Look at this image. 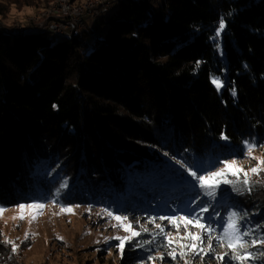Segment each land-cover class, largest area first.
Listing matches in <instances>:
<instances>
[{"label": "trees", "instance_id": "trees-1", "mask_svg": "<svg viewBox=\"0 0 264 264\" xmlns=\"http://www.w3.org/2000/svg\"><path fill=\"white\" fill-rule=\"evenodd\" d=\"M150 1L110 0L93 29L58 42L31 22L21 36L0 31V208L115 210L128 196L158 216L165 203L174 215L208 204V217L228 205L221 216L247 213L242 223L257 229L249 238L264 237V188L222 185L215 200L197 196L178 163L202 174L242 158L245 141L264 145V0ZM50 3L0 0V21L12 8ZM221 17L226 27L213 40ZM140 241L130 243L136 260L165 249L158 236Z\"/></svg>", "mask_w": 264, "mask_h": 264}, {"label": "rangeland", "instance_id": "rangeland-1", "mask_svg": "<svg viewBox=\"0 0 264 264\" xmlns=\"http://www.w3.org/2000/svg\"><path fill=\"white\" fill-rule=\"evenodd\" d=\"M150 2L155 3L156 0H151ZM115 7L116 4L111 3L106 14L113 12ZM39 11L41 10H33L31 8H24L18 11L12 8L8 18L4 21L7 25H4L8 26L10 32L13 25L9 24H17V22L18 24L23 23V28H27L25 27L26 22H31L37 27V21L34 19H36ZM90 27L93 29L95 23H91ZM29 32L31 31H27V34ZM33 32H37V30ZM49 37L52 41L58 42L69 38L70 34L50 33ZM88 39L91 40L92 36ZM251 156L257 159H249L246 152L242 158L236 159L241 162L239 166L244 169L256 166L257 160L264 158V145L254 148ZM165 160L168 164L182 169L180 165L170 159L165 158ZM220 167L222 165L219 163L210 171ZM204 172L206 171L204 170ZM190 178L192 179L191 176ZM249 178L255 187L264 188V172L259 175L249 173ZM192 181L196 182L193 179ZM125 201L124 204H120L121 206L116 207L115 210L98 205L71 204L59 206L53 202H48L44 203L46 207L35 220H31L32 210L28 209L24 211V219H18L20 215L19 205L3 208L5 211L0 214V264H184L185 259L189 260V264H217L216 257L223 256L227 251L226 247H215L209 255H206L209 250L207 245H204V252L201 253L203 259L190 258V254H186L184 259L177 256L173 260L168 256V252L171 249L165 248L154 253L153 259L145 261L143 258L136 260L134 254L132 255L133 249L130 248L129 243L125 245L124 251L121 253L117 248L119 242L113 237H124L129 235V233L124 232L117 221L107 216V211H111L115 215L127 216L128 221H125V223H131L135 230L141 232V236L137 237L136 240H152L155 234V236L162 238L164 244V236L160 234L159 229L155 226L156 224H161L165 233L171 232L174 238L176 236V229L167 220L161 221L158 219L161 215H151L145 206L142 207L140 203L133 202L128 196ZM169 204L165 203L166 208L162 210V216L174 215L168 212ZM61 207L71 208L72 211L68 213L61 212ZM227 207L228 205L220 207V215L223 214ZM218 209L219 207L216 208V210ZM185 211L189 212L190 209L186 207ZM150 218L154 219V223H148ZM144 228H147L148 231H143ZM189 231L196 232L197 229L189 226ZM183 234L184 229L181 227L180 236H183ZM213 244H215V241H213ZM14 245L17 248L15 252L12 251ZM173 247H176V245H173ZM176 250L179 252L178 247H176ZM160 256H163V259L156 258ZM131 258L135 260L130 262Z\"/></svg>", "mask_w": 264, "mask_h": 264}, {"label": "snow or ice", "instance_id": "snow-or-ice-1", "mask_svg": "<svg viewBox=\"0 0 264 264\" xmlns=\"http://www.w3.org/2000/svg\"><path fill=\"white\" fill-rule=\"evenodd\" d=\"M225 20L223 17L219 20V26L215 31V39L219 37L222 31L225 29ZM219 48V45H217ZM199 67V62H197V68ZM211 82L219 91L223 84L219 78L212 77ZM232 94L235 96V89L232 90ZM222 140H226L227 137L223 134L221 135ZM255 145L245 141L246 153L249 156V159H257L256 157L251 156L252 151L254 150ZM181 166H185L188 171L189 176L192 177L196 184L193 185V188L198 187L200 192L197 193L199 196L201 193L213 200L216 199L217 192L222 185L229 186L231 189L237 193H241L244 187L250 186L249 173L252 175H259L261 172H264V158L257 160L256 166L244 169L239 166L240 161L236 159L232 160H221L219 163L222 167L217 168L214 171H206L203 174L200 173L198 169H193L187 167L184 162L178 161ZM67 186V182H63L60 185V188L63 189ZM240 186V187H238ZM226 191V189H225ZM59 189L57 190V194ZM20 209V215L18 219H24V211L26 209L32 210L31 220H35L37 216L42 212L46 207L44 203H30V204H21L18 206ZM210 205L204 204L199 206V210H196V207L190 204V211L186 215H173V216H159L158 219L163 221L167 220L170 225L176 229V236L173 237L171 232L165 233L164 228L161 224H156V228L159 229L160 234L164 236L165 243L162 245L165 248L171 249L168 252V256L173 260L179 256L181 259H184L186 254H190L191 257H196L203 259L201 253L204 252V245H207L209 250L206 255H209L215 247H226L227 251L223 256L216 257L217 264H227L228 260H231L233 264H249L250 261L256 259H264V251L257 253L250 252V248H256L260 245H264V237H257L256 239H250L256 231V228L246 227L242 221L247 217V213H241L238 210L228 211L225 216H221L219 212H214L212 216L205 217L203 214L209 211ZM5 209L0 208V214H2ZM71 208L61 207V212L68 213L71 212ZM102 211H104L102 209ZM106 215L118 222L119 227L129 235L124 237L115 236L113 239L117 240V248L123 253L125 245L132 243L136 240L137 237L141 236V232L133 228L131 223H125L128 221L127 216L115 215L111 211H107ZM16 218V217H14ZM216 220L217 223L213 224L212 221ZM148 223H154V219L150 218ZM189 226L197 229L196 232L189 231ZM183 227L184 234L180 236V228ZM260 227V226H258ZM143 231L147 232L148 229L144 228ZM215 233V235H213ZM27 238V237H26ZM249 238V239H246ZM155 240V236L153 237ZM215 241V244H213ZM151 241H140L137 246H142L143 244L150 243ZM7 243V241H6ZM179 248L177 252L176 247ZM17 250L16 246L12 247V251ZM187 250V251H186ZM157 259H163V256L156 257ZM150 259H153L150 257ZM184 264H189V260L185 259Z\"/></svg>", "mask_w": 264, "mask_h": 264}, {"label": "built area", "instance_id": "built-area-1", "mask_svg": "<svg viewBox=\"0 0 264 264\" xmlns=\"http://www.w3.org/2000/svg\"><path fill=\"white\" fill-rule=\"evenodd\" d=\"M110 0H51L50 5L36 16L37 27L41 31L56 34L68 33L77 35L85 30L89 23L96 20L100 14L108 9ZM6 27L0 21V31ZM22 24H13L11 32L15 36L24 34Z\"/></svg>", "mask_w": 264, "mask_h": 264}, {"label": "crops", "instance_id": "crops-1", "mask_svg": "<svg viewBox=\"0 0 264 264\" xmlns=\"http://www.w3.org/2000/svg\"><path fill=\"white\" fill-rule=\"evenodd\" d=\"M91 25V22L89 23V26Z\"/></svg>", "mask_w": 264, "mask_h": 264}]
</instances>
